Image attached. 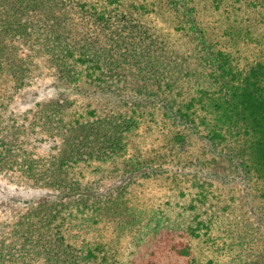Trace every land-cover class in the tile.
Returning <instances> with one entry per match:
<instances>
[{"label":"trees","instance_id":"1","mask_svg":"<svg viewBox=\"0 0 264 264\" xmlns=\"http://www.w3.org/2000/svg\"><path fill=\"white\" fill-rule=\"evenodd\" d=\"M0 174V264H256L205 179L264 198V0H0Z\"/></svg>","mask_w":264,"mask_h":264},{"label":"rangeland","instance_id":"2","mask_svg":"<svg viewBox=\"0 0 264 264\" xmlns=\"http://www.w3.org/2000/svg\"><path fill=\"white\" fill-rule=\"evenodd\" d=\"M53 89V79L50 76L42 75L36 78L31 85L24 87L15 94L12 103L13 109L23 113L29 110L36 102L49 98L53 94ZM61 91L88 109L102 108L108 102L115 103L110 97L79 93L71 88H62ZM229 169L228 162L222 159L212 160V163L206 165V173L208 174L218 173V175H224V173H231V170L228 171ZM205 180L213 185L212 189H209V195L207 194L210 200H206V208H211L210 211L217 214L224 207H230L228 209L229 216L224 219L229 224L232 222L246 234L247 244L245 249L249 259L257 261L256 264H264V198L253 200L245 197L246 188L244 187H246L247 183L241 178L238 180V186L233 189L227 185L216 186L210 179ZM25 184H27L25 181L15 180L9 174H0V219L7 218L18 211L17 207L10 203L11 197L29 196L28 187ZM255 208L263 214L262 222L260 223L254 217Z\"/></svg>","mask_w":264,"mask_h":264}]
</instances>
